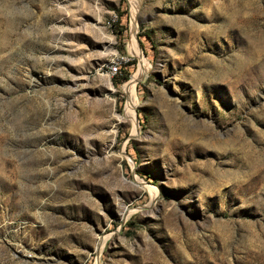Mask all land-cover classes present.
<instances>
[{
    "label": "rangeland",
    "instance_id": "obj_1",
    "mask_svg": "<svg viewBox=\"0 0 264 264\" xmlns=\"http://www.w3.org/2000/svg\"><path fill=\"white\" fill-rule=\"evenodd\" d=\"M0 264H264V0H0Z\"/></svg>",
    "mask_w": 264,
    "mask_h": 264
},
{
    "label": "bare ground",
    "instance_id": "obj_2",
    "mask_svg": "<svg viewBox=\"0 0 264 264\" xmlns=\"http://www.w3.org/2000/svg\"><path fill=\"white\" fill-rule=\"evenodd\" d=\"M131 44L134 47V50H137V53H138L139 58H140V61L144 63V59L142 58L141 54L139 53V50L136 47L134 37H132V39H131ZM140 67H139L138 71L135 72L131 76V79L125 84V87L128 90V92H129V100H128V103H127V110H128V112H129V114L131 115L132 118H133V110L132 109H133L134 104H135V99H134V84H135L136 80H138L139 77L142 74H144V72H145L144 64H141Z\"/></svg>",
    "mask_w": 264,
    "mask_h": 264
},
{
    "label": "built area",
    "instance_id": "obj_3",
    "mask_svg": "<svg viewBox=\"0 0 264 264\" xmlns=\"http://www.w3.org/2000/svg\"><path fill=\"white\" fill-rule=\"evenodd\" d=\"M121 62H122V60H120V59L109 62V64L107 65V73L110 75H115V74L119 73Z\"/></svg>",
    "mask_w": 264,
    "mask_h": 264
},
{
    "label": "trees",
    "instance_id": "obj_4",
    "mask_svg": "<svg viewBox=\"0 0 264 264\" xmlns=\"http://www.w3.org/2000/svg\"><path fill=\"white\" fill-rule=\"evenodd\" d=\"M119 72H120V71H119ZM126 77H127V75L125 74L124 77H123V79L126 78Z\"/></svg>",
    "mask_w": 264,
    "mask_h": 264
}]
</instances>
